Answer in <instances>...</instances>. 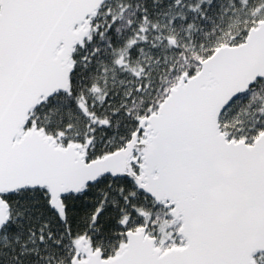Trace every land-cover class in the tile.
I'll return each mask as SVG.
<instances>
[{
	"label": "snow or ice",
	"instance_id": "obj_1",
	"mask_svg": "<svg viewBox=\"0 0 264 264\" xmlns=\"http://www.w3.org/2000/svg\"><path fill=\"white\" fill-rule=\"evenodd\" d=\"M0 264H264V0H0Z\"/></svg>",
	"mask_w": 264,
	"mask_h": 264
}]
</instances>
